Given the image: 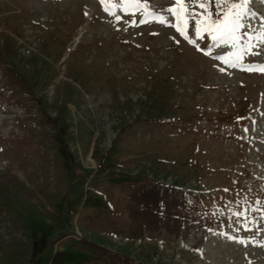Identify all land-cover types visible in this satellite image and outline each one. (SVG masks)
<instances>
[{"label":"rangeland","instance_id":"rangeland-1","mask_svg":"<svg viewBox=\"0 0 264 264\" xmlns=\"http://www.w3.org/2000/svg\"><path fill=\"white\" fill-rule=\"evenodd\" d=\"M232 2L0 0V264H264V0L221 39Z\"/></svg>","mask_w":264,"mask_h":264},{"label":"snow or ice","instance_id":"snow-or-ice-1","mask_svg":"<svg viewBox=\"0 0 264 264\" xmlns=\"http://www.w3.org/2000/svg\"><path fill=\"white\" fill-rule=\"evenodd\" d=\"M105 0H101V3H104ZM132 2H139V0H132ZM200 3V7L204 8L208 3V0H198ZM177 4H183L184 0H176ZM217 4H224L228 5L229 0H217ZM244 15H257V12L253 11L251 7V0H238V3L233 0L231 4V8L227 10V14L225 16L224 21H222L216 27V31L219 33L221 39L231 38L232 33L234 31V27H239V19L242 18ZM264 16V13H261ZM117 20L120 19L119 16L116 17ZM179 31V29H178ZM181 34H183L181 32ZM215 39V37H214ZM178 43V41H177ZM219 59V57H218ZM261 71H264V67L261 68Z\"/></svg>","mask_w":264,"mask_h":264},{"label":"bare ground","instance_id":"bare-ground-1","mask_svg":"<svg viewBox=\"0 0 264 264\" xmlns=\"http://www.w3.org/2000/svg\"><path fill=\"white\" fill-rule=\"evenodd\" d=\"M107 8H108V10L110 9V11H107V12H111V8L109 7V6H107ZM148 14H149V11L147 12V16H148ZM152 14V13H151ZM110 15H111V17H112V20H117L116 19V16H114L112 13H110ZM117 21H119V20H117ZM141 21V23H143V21L142 20H140Z\"/></svg>","mask_w":264,"mask_h":264}]
</instances>
